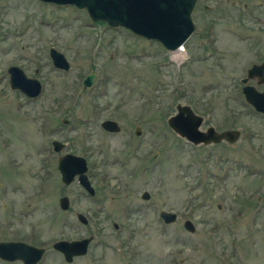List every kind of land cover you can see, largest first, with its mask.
<instances>
[{
	"label": "rangeland",
	"instance_id": "rangeland-1",
	"mask_svg": "<svg viewBox=\"0 0 264 264\" xmlns=\"http://www.w3.org/2000/svg\"><path fill=\"white\" fill-rule=\"evenodd\" d=\"M196 1L194 31L172 51L72 4L0 0V166H17L8 198L14 217L25 215L10 234L28 232L46 248L37 264H264V114L246 101L240 80L264 58V0ZM51 46L67 70L53 65ZM11 64L41 81L38 97L10 86ZM179 103L203 117L201 129L236 136L187 141L167 121ZM105 118L119 131L105 130ZM65 152L86 157L94 195L76 179L61 181ZM161 209L177 219L163 222ZM87 235V252L71 262L52 247L56 238Z\"/></svg>",
	"mask_w": 264,
	"mask_h": 264
},
{
	"label": "water",
	"instance_id": "water-1",
	"mask_svg": "<svg viewBox=\"0 0 264 264\" xmlns=\"http://www.w3.org/2000/svg\"><path fill=\"white\" fill-rule=\"evenodd\" d=\"M57 4H72L77 8L85 9L93 20H103L110 26H123L134 34L159 41L166 49L174 50L180 46L194 31L195 23L192 12L196 0H43ZM52 63L59 69L67 70L70 63L64 53L54 46L49 48ZM9 84L17 88L26 96L36 97L42 91L41 81L28 76L24 70L16 65L8 66ZM95 72H89L83 79V85L92 83ZM258 78V82L264 83V61L252 64L241 79L244 83L242 93L248 103L255 110L264 114V86L258 89L254 84L248 83L250 78ZM176 112L171 114L167 121L180 136L194 143H209L220 141L223 138L233 140L237 134L236 130L216 131L213 125L201 129L203 117L195 113L188 104H177ZM101 126L108 131L116 132L120 124L112 118H105ZM135 133H140L137 126ZM54 150L62 148L63 143L57 139L52 140ZM57 167L61 175V181L69 184L76 178L77 182L89 195H94L95 188L87 174V160L84 156L73 152H65L58 157ZM141 197H149L148 190H143ZM61 209H67L70 205L68 195L63 194L58 199ZM159 216L166 223L174 222L177 213L173 210L162 209ZM76 217L82 223H87L88 218L78 211ZM183 226L194 231L195 225L190 218L183 220ZM92 236L76 239H59L52 247L59 250L66 261H71L75 255H83L87 252ZM44 252V247L35 245H24L19 242L8 243V248L0 255L7 259L20 258L27 264L36 263Z\"/></svg>",
	"mask_w": 264,
	"mask_h": 264
},
{
	"label": "flooded vegetation",
	"instance_id": "flooded-vegetation-1",
	"mask_svg": "<svg viewBox=\"0 0 264 264\" xmlns=\"http://www.w3.org/2000/svg\"><path fill=\"white\" fill-rule=\"evenodd\" d=\"M197 2V1H196ZM245 5V4H244ZM196 7V5H195ZM195 10V8H194ZM191 35V34H190ZM189 38V37H188ZM187 38V39H188ZM186 39V41H187ZM186 41L184 42V44L186 43ZM264 61V58H261L260 60L258 61H253L251 62V65L254 64V63H260ZM250 65V66H251ZM249 66V67H250ZM248 67V68H249ZM247 68V69H248ZM247 71V70H246ZM241 79V78H240ZM250 79H253L256 83V85H261L262 88L264 86V83L262 82H258V78L257 77H254V78H250ZM249 82V81H248ZM242 85H243V82H241ZM250 83V82H249ZM252 84V83H251ZM255 85V86H256ZM29 97V96H28ZM30 98H35V97H30ZM137 127V126H136ZM139 127V126H138ZM136 129V128H135ZM108 131V130H107ZM141 131V129H140ZM112 132V131H111ZM188 141V140H187ZM190 142V141H189ZM192 143V142H191ZM194 144V143H193ZM63 147V145H62ZM62 149V148H61ZM60 149V150H61ZM61 155V154H60ZM59 155V156H60ZM58 156V157H59ZM86 158V157H85ZM58 160V158H57ZM87 160V159H86ZM5 166L7 167V169L5 168ZM87 166H88V163H87ZM16 164L13 160H11L7 165H3V166H0V252L1 253H4L6 251V249L8 248V243L10 242H19V243H22L23 246L24 245H35V246H41V247H44L43 245L41 244H36L34 242L31 241L30 239V236L27 235L29 234L28 232L27 233H18L17 235H12L10 234V232H12L11 230H13V227L15 226V223L14 222H19L21 224L24 223V218H22L25 213L24 212H18L15 216L16 218L14 217V213H15V207L14 205L11 203V201L9 200L8 198V192L10 191V188H11V185L9 186L8 182L10 181V177L13 175L15 176L16 174H18L16 172ZM88 170V169H87ZM6 171L9 172V174L7 175ZM13 172L15 174H13ZM11 173V174H10ZM88 174V173H87ZM17 176V175H16ZM89 176V175H88ZM75 179V178H74ZM71 183V182H70ZM14 186V185H13ZM15 188V187H13ZM95 194V193H94ZM149 196H150V193H149ZM149 198V197H148ZM147 198V199H148ZM70 206V205H69ZM69 208V207H68ZM67 208V209H68ZM162 210V209H161ZM168 210V209H166ZM78 212V211H77ZM76 212V213H77ZM77 218V217H76ZM78 219V218H77ZM113 226L115 228L118 227V223L117 222H113ZM87 236H92L93 238V235H87ZM81 237H84V236H81ZM81 237H76V238H81ZM76 238H56L52 241V244L56 241V240H59V239H76ZM92 240V239H91ZM90 243V242H89ZM55 249V248H54ZM46 248L44 247V252H45ZM57 250V249H55ZM58 252H60L59 250H57ZM43 252V253H44ZM61 253V252H60ZM62 254V253H61ZM43 255V254H42ZM63 256V255H62ZM77 256H80V255H75L74 257H77ZM73 257V258H74ZM41 259V258H40ZM39 259V260H40ZM38 260V261H39ZM73 260V259H72ZM71 260V261H72ZM37 261V262H38ZM71 261H68V262H71ZM0 262L1 263H4V264H14V263H17V264H27L25 263L22 259L20 258H15V259H7V258H4L0 255ZM34 263V264H37Z\"/></svg>",
	"mask_w": 264,
	"mask_h": 264
},
{
	"label": "bare ground",
	"instance_id": "bare-ground-1",
	"mask_svg": "<svg viewBox=\"0 0 264 264\" xmlns=\"http://www.w3.org/2000/svg\"><path fill=\"white\" fill-rule=\"evenodd\" d=\"M175 51H178V50H175ZM181 54V53H180ZM177 56V55H176ZM174 58H177V57H174Z\"/></svg>",
	"mask_w": 264,
	"mask_h": 264
}]
</instances>
